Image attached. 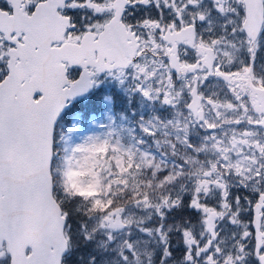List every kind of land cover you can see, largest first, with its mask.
I'll list each match as a JSON object with an SVG mask.
<instances>
[{
	"label": "snow or ice",
	"instance_id": "obj_1",
	"mask_svg": "<svg viewBox=\"0 0 264 264\" xmlns=\"http://www.w3.org/2000/svg\"><path fill=\"white\" fill-rule=\"evenodd\" d=\"M0 264H264V0H0Z\"/></svg>",
	"mask_w": 264,
	"mask_h": 264
}]
</instances>
